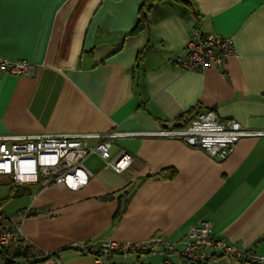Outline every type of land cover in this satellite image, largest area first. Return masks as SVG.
I'll use <instances>...</instances> for the list:
<instances>
[{"label": "crops", "instance_id": "crops-1", "mask_svg": "<svg viewBox=\"0 0 264 264\" xmlns=\"http://www.w3.org/2000/svg\"><path fill=\"white\" fill-rule=\"evenodd\" d=\"M187 1L154 3L147 26L132 33L144 0H0V56L32 66L25 75L0 73V136L131 134L111 149L132 158L121 172L104 170L92 153L83 187L20 192L29 197L19 211L30 209L21 230L36 264H92L80 250L86 242L160 235L179 249L201 222L213 237L264 257V134L239 139L223 160L150 135L194 108L264 132V0ZM192 29L233 36L235 54L221 68H182L174 58ZM137 264L163 262L139 255Z\"/></svg>", "mask_w": 264, "mask_h": 264}, {"label": "built area", "instance_id": "built-area-1", "mask_svg": "<svg viewBox=\"0 0 264 264\" xmlns=\"http://www.w3.org/2000/svg\"><path fill=\"white\" fill-rule=\"evenodd\" d=\"M235 54L233 36L203 33L192 29L184 48V54L174 62L184 69L205 70L221 68ZM31 64L25 60L10 61L0 56V73L28 74ZM264 134L262 131L243 127L235 120H221L214 110L196 108L176 120L150 133L152 136L177 139L190 148L202 150L213 160L227 158L235 143L243 138ZM130 133H70V134H20L0 136V176H7L15 185L31 183L39 188L50 185L76 190L87 184L91 175L85 166L86 158L94 153L103 162V169L121 172L132 161L120 150L112 155L111 149L117 137ZM94 138V146L88 140ZM30 213L24 209L14 215H6L0 208V264H7L2 253L6 250H30V244L21 230L22 220ZM83 253L91 254L92 264H111L110 254L122 260L117 264H137L139 255L159 254L163 264H175L171 255L181 261L176 264H214L221 260L228 264H264V257L254 249L239 248L224 239L212 236L207 222H201L187 233L182 247L166 242L160 235L140 242L109 240L101 245L86 242L80 245ZM36 251V250H34ZM130 258V259H129ZM23 264V263H19Z\"/></svg>", "mask_w": 264, "mask_h": 264}, {"label": "trees", "instance_id": "trees-1", "mask_svg": "<svg viewBox=\"0 0 264 264\" xmlns=\"http://www.w3.org/2000/svg\"><path fill=\"white\" fill-rule=\"evenodd\" d=\"M161 1H163V0H144L143 4L140 7L138 20H137V23H136V25H135L132 33H136L138 31L144 29L147 26V24H148L147 17H146L147 12L150 11V9L154 5V3L161 2ZM172 1H175L177 3H180V4H182L185 7H189L190 6V4H189V2L187 0H172ZM186 113H184V114H186ZM183 115L180 116L176 120L179 124H181V122H182ZM162 173L165 174V177H171L172 174H173L172 170H166V171H163ZM5 177H7V176H5ZM7 178L12 183L13 189L16 190V192L19 193V194H21L20 192H23V190H26L27 187L33 185L31 183H25V184L20 185L21 187L19 189V186L18 185H15L10 180L9 177H7ZM17 189H19V190L22 189V190L19 191ZM126 193H127L126 196L128 197L129 193L128 192H126ZM127 197L126 198L124 197V200H123V198L119 197L120 203H121V199H122V201H126L127 200ZM117 214H118V212L116 213V215L114 216V218L117 216ZM112 255H115V254H113V253L110 254V257ZM2 256L6 260L7 264H19V263H23V264H36L37 263V260H35L33 257L30 258V256L28 255L27 250L24 251V252L23 251H20V250H6V251H4L2 253ZM39 256H41V255H39Z\"/></svg>", "mask_w": 264, "mask_h": 264}, {"label": "rangeland", "instance_id": "rangeland-1", "mask_svg": "<svg viewBox=\"0 0 264 264\" xmlns=\"http://www.w3.org/2000/svg\"><path fill=\"white\" fill-rule=\"evenodd\" d=\"M28 200V194L19 195L9 179L0 176V208L6 215L11 216L19 212Z\"/></svg>", "mask_w": 264, "mask_h": 264}]
</instances>
